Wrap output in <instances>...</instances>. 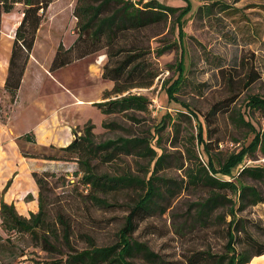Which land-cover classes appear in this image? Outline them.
<instances>
[{
    "label": "rangeland",
    "instance_id": "374dc122",
    "mask_svg": "<svg viewBox=\"0 0 264 264\" xmlns=\"http://www.w3.org/2000/svg\"><path fill=\"white\" fill-rule=\"evenodd\" d=\"M132 1L143 5L149 0ZM158 1L174 7H186L190 3L192 7L183 19L184 37L180 36V29L172 17L138 35L139 43L145 45L146 58L158 76L151 86L133 88L130 92L150 99L148 111L105 115L94 106V103L107 101L105 93L114 86L113 81L102 76L108 61L103 50L53 72V78L33 62L31 67L37 75L33 80L28 79L13 125L17 133L36 130L45 112L59 106L62 100H67L59 87L63 83L78 98L95 100L91 102L93 106L71 105L66 109L70 120L77 122L74 128L77 138L84 134L89 121L95 125L93 131L98 143L121 136L147 138L160 156L165 155L164 166L157 174L175 181L180 187L172 198L161 203L166 207L163 213L156 212L144 220H138L133 236L147 243L166 262L176 263L184 261L194 251L223 253L226 250L228 223L232 216L228 209H220L206 225L196 222V204L207 198L209 192L206 188L190 184L186 171L189 167L197 166L199 160L204 164L209 160L199 140L200 125L204 142L209 144L208 149L217 169L229 155L249 147L255 137L248 127L237 126L226 112L219 113L215 125L208 126L204 115L218 101L228 104L230 96H235L231 108L243 114L257 131H264V115L249 106L250 96L264 97V0ZM77 2L54 0L37 33L33 54L44 65L49 64V70L59 45L62 43L69 48L78 36L74 16ZM23 10L24 6L19 4L11 13L3 15L0 49L12 47ZM182 60L186 81L181 90L171 97L168 89L179 78V63ZM67 98L72 99L70 95ZM12 104L9 92L5 87L0 88V119L11 111ZM104 121L115 123V126L105 128ZM36 143L20 140L19 150L23 155L70 157L60 151L61 147L66 146L65 143L48 146H38ZM42 163V167L49 172V186L44 191L49 202H52L47 207L48 219L54 220L57 209L67 211L74 228L70 247L61 241L57 252L47 251L40 244L39 237L6 232L0 218V235L3 239H11L3 253L4 264H44L66 259L71 250L80 251L90 247L87 235L99 246L117 243L129 210L139 199L140 193L144 192L143 189L112 193L108 199L119 206L100 208L86 198L89 186L83 185V173L75 160L43 159ZM92 164L98 174L130 173L148 179L155 163H151L149 157L130 155L121 156L112 163L94 160ZM246 166H264L260 146L245 158L234 174L239 175ZM218 175L231 180L229 176ZM242 181L257 188L264 197V181L249 176H243ZM238 203L242 225L264 244V203ZM218 215L221 219L216 220ZM244 234L241 232L239 235L241 241ZM237 248L240 249L241 244H237ZM135 262L149 264L142 258ZM248 264H264V255L253 257Z\"/></svg>",
    "mask_w": 264,
    "mask_h": 264
},
{
    "label": "trees",
    "instance_id": "16d2710c",
    "mask_svg": "<svg viewBox=\"0 0 264 264\" xmlns=\"http://www.w3.org/2000/svg\"><path fill=\"white\" fill-rule=\"evenodd\" d=\"M54 0H0V35L4 14L11 13L17 5L22 4L23 16L16 28L9 60L8 76L5 89L11 95L13 103L17 100L18 92L33 52L37 33L45 19V15ZM132 0H78L74 9L77 19L78 36L74 43L65 48L61 43L51 62L50 72L58 71L75 61L84 59L92 54L105 50L108 61L103 69V78L114 82L110 91H106L104 102L94 103L103 114L121 112H145L149 110L150 99L143 95L133 94L131 89L151 86L157 73L146 58L145 45L139 43L138 35L147 29L161 25L173 18L180 29V36L184 37V17L190 13L191 4L186 7H174L158 0H149L143 5ZM161 50L160 52H162ZM179 78L169 87L171 97L181 90L186 81L183 60L179 63ZM115 95V98L112 96ZM228 104L221 101L213 104L204 115L208 126L215 125L219 113H229L232 121L239 127L246 126L255 133L249 147L238 153L229 155L220 168L217 169L214 159L208 149L209 144L204 142L202 125H200L199 140L209 156L207 163L199 159L197 166L189 167L186 171L188 182L194 186L208 189L209 195L196 204L195 221L201 225L211 222L216 211L228 209L232 220L228 223L226 250L223 253L211 250H198L191 253L184 261L176 263L166 262L158 253L154 252L147 243L134 238L138 220H144L154 213H163L166 207L161 204L172 198L180 187L175 181L158 175L164 166L165 155L159 153L150 145L147 138L118 137L114 140L96 142L95 125L91 121L84 128V134L69 145L61 147L60 151L70 157L35 156L24 154L25 157L43 158L45 160H75L79 171L83 173L82 183L89 186L87 199L100 207L111 208L119 206L110 202L109 195L125 189H143L139 199L131 206L125 224L119 231V241L110 245H96L87 235L91 244L83 250H71L66 259L54 260L44 264H136L142 258L149 264H248L253 257L264 255V244L253 237L242 225L238 216L237 202L248 201L249 205L264 203V197L254 186L245 184L243 176L253 177L264 181V166H246L239 175L234 170L240 166L245 158L260 146L264 154V131H257L253 124L246 121L243 114L231 108L235 96H230ZM249 106L259 110L264 115V97L252 95L249 97ZM105 128H113L115 123L104 121ZM28 142H36L33 132L23 137ZM53 147V146H52ZM149 157L154 164L151 176L141 178L130 173L123 175L98 174L92 162L100 160L103 163H112L121 156ZM48 171L33 172V178L39 188V210L31 212L29 217L21 215L14 204L4 199L0 202V218L6 232L30 234L40 239L43 248L50 252L59 250L58 243L63 242L70 247L73 235V223L67 211L63 208L55 210L54 220L48 219L47 207L52 203L45 196L48 189ZM229 176L231 180L220 177ZM11 185L9 180L4 188L6 192ZM236 196V199H233ZM32 198L27 196V200ZM238 203V204H239ZM54 206V204H53ZM220 215L216 217L219 220ZM241 232L243 241L239 236ZM10 237L3 239L0 235V264L9 243ZM92 240V241H91ZM241 244V248H237Z\"/></svg>",
    "mask_w": 264,
    "mask_h": 264
},
{
    "label": "crops",
    "instance_id": "0c3cea01",
    "mask_svg": "<svg viewBox=\"0 0 264 264\" xmlns=\"http://www.w3.org/2000/svg\"><path fill=\"white\" fill-rule=\"evenodd\" d=\"M11 51V46L6 50L0 49V88L5 87ZM33 62L38 64L45 74L51 78L55 77L53 72H50L48 68L49 64L44 65L32 52L23 76L17 100L12 104L13 108L11 111L0 119V202L3 198L7 203L14 204L17 206L18 212L26 217H29L31 212H37L39 210V188L33 178V172H44L47 169L42 167L44 164L42 163L43 159L25 157L19 150V141L24 140L22 137L25 134L33 132L38 146H48L50 144L63 145L64 143V146L69 145L76 135L74 128H76L77 122L70 120V115L66 113V109L71 105L93 106L91 102L95 101L86 99L83 100L85 102L84 104H79L78 101L82 99L78 98L65 84L60 83L59 87L63 91V97L67 100H62L59 102V106L53 108L51 111L45 112L41 116L36 130L17 133L13 124L16 121L17 113L22 105L24 88L28 83V79L33 80L35 79L34 75H37L34 68L31 67ZM68 95L72 99H68ZM10 179L12 183L9 189L4 192V188ZM28 195L32 196L30 200H27Z\"/></svg>",
    "mask_w": 264,
    "mask_h": 264
},
{
    "label": "bare ground",
    "instance_id": "6f19581e",
    "mask_svg": "<svg viewBox=\"0 0 264 264\" xmlns=\"http://www.w3.org/2000/svg\"><path fill=\"white\" fill-rule=\"evenodd\" d=\"M79 104H84L85 102L83 100L78 101Z\"/></svg>",
    "mask_w": 264,
    "mask_h": 264
},
{
    "label": "water",
    "instance_id": "95a60500",
    "mask_svg": "<svg viewBox=\"0 0 264 264\" xmlns=\"http://www.w3.org/2000/svg\"><path fill=\"white\" fill-rule=\"evenodd\" d=\"M78 138H77V133H76V139L75 140H77Z\"/></svg>",
    "mask_w": 264,
    "mask_h": 264
}]
</instances>
